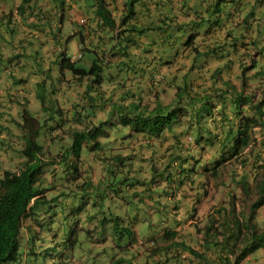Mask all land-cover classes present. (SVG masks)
<instances>
[{
	"label": "trees",
	"instance_id": "16d2710c",
	"mask_svg": "<svg viewBox=\"0 0 264 264\" xmlns=\"http://www.w3.org/2000/svg\"><path fill=\"white\" fill-rule=\"evenodd\" d=\"M5 1L7 7L0 18V28L4 32L0 31V38L6 43L10 39L11 51L31 50L36 55H43L45 77L36 86L44 115L37 113L35 116L29 109H23L20 113L23 123H17L23 131L24 144L19 153L23 161L16 171L0 169V264L22 261L24 251L21 252L20 240L24 231L25 235L31 231L37 236L45 229H48L46 236L54 238V245H49L51 239L48 244L45 237L41 239L46 244L43 251L36 244L27 246L26 243L25 256L35 255L37 261L44 252L52 251L53 261L68 264V254L76 245L72 236L76 233L75 226L81 225L82 213L87 214L91 222L99 223L95 244H102L108 236L115 235L131 236L135 240L134 232L122 213L119 214L120 209L113 212L106 209L107 205H116L114 197L125 199L121 197L124 187L126 198L131 201L128 191L139 184L135 180L137 170L133 168L138 153L147 147L157 151L159 145L153 142V138L165 140L166 131L173 134L174 140L166 158L171 156L170 162H187L179 154L184 152L180 134L173 131L176 126L184 125L185 118V125L194 131L195 144L218 145V158L219 155L225 158L229 155V159H237L242 175L234 171L231 180L236 188L255 200L248 215L242 211L234 214V219L223 220V233H219L217 221L211 217L199 249L176 241L177 233L167 230L163 238L172 240L171 246L152 248L148 260L161 255L165 260L152 264H241L249 255L264 250V230L253 224L255 211L264 204V83L260 81L264 78V69L259 61V56H264L261 51L264 45L262 47L258 38L248 39V36L226 44V38L222 40L216 35L221 29L227 30L233 20L227 0H212L211 9H207L205 15L200 12L205 4L192 6L188 0H164L163 4L156 6L159 13L155 14L141 0ZM120 1L124 3L120 4ZM178 1H181L179 11ZM72 9L82 14V21L71 17ZM190 13L193 19H190ZM67 17L73 18L70 33L62 30ZM5 22L10 27V37ZM117 28L122 34L111 37ZM189 30L191 34L188 36ZM128 31L131 35L124 37ZM201 33L200 43L206 45L205 51L200 50L201 45H193L191 53L183 58L191 59L195 55L196 59L192 58V61L195 64L198 61L202 67V76L208 70V63L217 62L218 66L208 70L209 76L200 84L190 81L184 86L175 85L172 100L165 104L159 101L154 108L150 104L143 106L141 102L140 97L145 94L142 83L120 81L117 75L110 73L105 60L107 53L111 52L107 49L112 43L110 37L118 40L111 45L112 49L115 48L113 53L116 52L113 56L119 53L127 60L121 61L122 64L126 66L129 61L133 65L132 71L137 72L149 63V57L144 54L154 51L170 56L171 53L179 54L177 47L185 37L191 36L192 43ZM73 41L77 42L81 53V58L75 62L68 53ZM251 47L253 49L249 50ZM161 48L172 51H161ZM135 49L143 55L139 56ZM50 57L52 61L45 68ZM236 79L241 80V85H237ZM252 80L259 86L252 89ZM70 92L75 96L69 99L66 95ZM231 113L234 118L230 120L228 114ZM73 125L81 126L75 128ZM257 127L260 129L255 132ZM125 141L129 146H125ZM92 156L101 165L97 182L94 181L92 164L86 161ZM225 158L218 160V164L229 160ZM50 168L57 172L56 182L63 183L55 194L56 183L47 182ZM203 169L208 171L209 167ZM151 171L149 187L165 173H159L154 165ZM217 172L215 169L212 176H217ZM99 186L105 189L99 195L98 204L101 205L97 210H92L91 204L87 210L88 202L86 206L70 205L74 198L96 196ZM70 206H73L72 210L68 209ZM223 211L225 208L220 206L215 212ZM106 212L112 217L107 220L108 225H105ZM56 225L63 227L60 229ZM60 233L64 237L57 241ZM152 237L154 240V236L149 240ZM159 239L151 241L157 245ZM171 247L177 253L170 255ZM186 252L190 257L183 258L180 254ZM110 264L133 262L120 257L113 258Z\"/></svg>",
	"mask_w": 264,
	"mask_h": 264
},
{
	"label": "clouds",
	"instance_id": "9594fccd",
	"mask_svg": "<svg viewBox=\"0 0 264 264\" xmlns=\"http://www.w3.org/2000/svg\"><path fill=\"white\" fill-rule=\"evenodd\" d=\"M110 1L111 0H109V2ZM227 2L230 3L229 7H231L232 9V15H233L232 19L233 20L230 21V26L227 29L228 31L226 33V40H225V42H227L226 44L234 43L236 40H239L240 37L243 39L244 36H248V39L251 37H254V38H258L259 40H261L262 47H263L264 45V0H227ZM177 9L178 11L181 9L180 1H178ZM202 14L205 15L204 13ZM182 16L184 15L182 14ZM189 17L190 19L192 18L191 13ZM121 34H122L121 29L117 28L113 30V35H111V37H117ZM190 34L191 32L189 30L187 35L189 36ZM129 35H131L130 31L124 34V37L125 36L127 37ZM202 35L203 33L199 34L200 37L197 36V38L192 43L190 40L191 36L185 37L183 41L178 45L177 51L179 54H176V55L174 53H171L172 56H170V54H162L159 51H154L152 54H148V55L144 54L145 56L149 57L148 58L149 63L148 64L146 63V65L144 66L145 70L143 68V70L139 69L137 72L132 71L133 65L129 61H128V65L126 66L122 64L121 61H127V60L126 58H122L119 53L113 56V54H115L116 52L113 53L115 51V48L112 49L111 45H115L118 42V40L117 39L112 40V38L110 37L112 43L109 44L107 49L111 50V52L107 53L106 56L108 57L105 58V60L108 63L107 65L110 66L109 68L110 73L113 76L117 75L116 77L120 81L124 80V81H127L128 83L132 81H137V82L142 83L143 89H145V94H143L140 97L142 99L141 102L143 106L150 104L152 108H154V106H156V104L159 103V101L165 104V103H169L170 100H172V98L175 95V91H176L174 89L175 85L184 86L186 83H191V82H194V83L197 82L196 84H200L204 82V80H206V77L209 76L208 74L209 72L207 71L212 70L211 63L213 62L207 64L208 70L204 71L203 73L204 76H202L201 75L202 67L198 64V61L196 63L197 65L192 61V58L193 60L196 59L195 55L191 59L190 57L183 58L185 55H189L191 53L193 45H202V43H200V39ZM216 35L222 38L221 34H216ZM188 41H190V43L189 45H186ZM121 44L122 43H120L119 45ZM249 50H252V47L249 48ZM69 51L71 50L69 49L68 53ZM165 51H172V50L165 48ZM261 51H264V48H262ZM137 52L139 56L143 55V52H140V51H137ZM71 56H72V61L75 62L81 58V53L80 51H75ZM260 57H264V56L261 55L259 56V58ZM82 63H86V62H82ZM261 66L264 69V65H261ZM172 68H175V69L178 68V69L173 70ZM256 70H259V69H256ZM43 76L45 77V72L43 73ZM262 80H264V78H262ZM48 87H52V89L54 88V86H48ZM63 88H64V85L60 88V90ZM67 98L70 99V97H67ZM39 105H40V111H39L38 105L36 107V111L37 113H42L41 100L39 101ZM32 112H34V110H32ZM20 113H21V110H19V114L17 118H20ZM65 117H66L65 118V121H66L68 118V114L67 116L65 115ZM233 118H234V115L232 113L228 114V119L231 120ZM228 119H227V124L229 122ZM15 121H16V127L18 128L19 125L17 123L19 121L16 119ZM186 121H187V118H185L183 121L184 125L176 126L173 129V131L180 134L179 138L182 140L181 143L184 144V152L179 153V154L181 158L187 159V162L181 163L180 161H176V160L174 162H170L171 156L166 158V153L168 152V149H170V147L174 145L173 144L174 140L172 139L173 134L170 133L169 131H166L165 140L153 138V142L159 145V147L157 148V151L153 152L154 150L153 148L147 147L146 150L138 153L139 154L137 157L138 159L136 158L135 160L136 163L133 164V168L134 170H137L136 175H135L136 177L135 180H137L139 184L137 186L134 185L133 188L128 191L129 195L131 196V201H136L138 206H140L139 212H143L145 210L148 211V215L151 221L147 223L150 225L153 221V215H154V219H158V217L155 218V215H157V213H160V211L164 210L165 208L172 209L173 228L166 227V224H165L166 222L162 220V222H159L157 224L163 226V228L161 230L151 231L152 233H155V234L153 235L149 234L147 235V237H140V235L137 233L138 231L136 230V228L132 229V231L134 232V237L136 241L134 240V238L131 239L130 244L125 247H121V246L115 247L112 242L111 244L112 246L110 247L109 250H107L108 252L111 251L112 253H117V256H118L117 259H119L120 257H123L124 259L131 260L133 264H140L141 262L140 259H144L143 264H152L155 261H161V260L164 261L165 258H163L161 255L154 256V259H149V260L147 257H149L150 254H152V248L154 247L156 248V247H170L171 246L172 240H166L163 238L167 230H172L177 233L175 237L176 241L184 242L187 245H190L195 249H199V246L202 244L205 238L204 235L206 233V230H205L206 225L209 223V221H211V217H213V219L217 221L216 227L219 230V233H223L225 229H223L222 227L225 226L223 224V220L225 218L234 219L235 218L234 214L238 215L242 211L246 215L249 214L251 205L254 202L255 197L251 198L245 195L242 191L240 192L239 189L236 188V184L232 182L230 184V189L228 190L229 192L228 197L230 198V203L227 205L221 204L215 207L212 210V214L210 213L206 217L205 219L206 224L202 225V223H204L203 222L204 215L202 212V208L206 206L203 200L206 198V191L207 189H209V183H210L208 182L206 177L208 176L209 178H212L213 176H212V173L210 172L211 171L210 168L208 171H204L203 169L204 166L209 167V165H202L200 169H198V171L192 172L194 169L193 166L196 167L197 165L196 161L194 160V158L197 155L188 151L190 148L194 147L195 142L193 140L194 136L192 135L194 131L191 130L192 128L185 125ZM257 129H260V128L258 127L254 128V131L258 132L259 130L257 131ZM188 130L190 132H186ZM15 132H16V136H15L16 140H13V141L21 142L22 145L20 148H18V150L20 151L23 148V144H24V141L22 138L23 132L20 129L18 130L15 129ZM20 132H21V135L19 134ZM181 133H184V134H181ZM256 138L259 139V141L261 140L260 137L258 138L256 136ZM5 141L4 142L7 146L11 144V147H14L13 146L14 144L10 143L8 140H5ZM41 143H43L42 139H41ZM196 145L198 147V144ZM257 145H260V143H258ZM217 146L210 147V149L214 151L215 156H218ZM45 147H47V142L45 144ZM245 150L246 152H248L247 148ZM188 155H190V157L191 156L193 157L190 158ZM18 157L19 159H21V161H23V159L20 156ZM230 160L231 159L227 161H230ZM235 160L237 161V159ZM153 165L157 168L159 173L163 171L165 173L162 177L157 178V182H155L154 184H150L151 186L149 187L148 184L151 181V177L153 174V172L151 171V168ZM240 171L242 172L241 169ZM139 173L144 174V176L147 174L148 179L146 180V177H144L140 181L139 180L140 177L138 176ZM149 174H150V177H149ZM237 174L239 173L237 172ZM251 175L253 176V174ZM250 181L252 182L253 180L251 179ZM237 189L243 196H246L250 199V200L246 199V203H250L248 211L244 210V208H241V205L238 204ZM134 194H136V196ZM254 195L255 194H253L252 196ZM116 199L121 200L118 198ZM116 199L114 197V201ZM147 199L152 204L151 206L145 205V200ZM251 199H252V202H251ZM209 200H211V198L208 199L207 201ZM235 201L237 202L238 208L240 210L237 209ZM124 203L126 204V201H124ZM220 206H223L225 208L226 211H223V212L227 213V217H222V218L217 217L218 215H221L223 213V212L221 213L215 212L216 209ZM233 209L235 210L234 213L232 212ZM139 214L140 213H137L136 216L138 217ZM254 216L255 217L253 219V224L255 223L258 224L257 222H259V220H261V218L263 217V220H262L263 225L262 226L259 225L260 223L258 225L260 229L264 230L263 229L264 228V204L263 206H259L257 208ZM192 229L194 231H192ZM47 231L48 229L42 230L40 234L44 232L47 233ZM35 233L36 232H32L34 236L30 238V241H32L30 245L34 246V244H36V241H41L43 237H45L46 239L52 240V237L50 238L49 235L46 236V233L45 235L39 234L37 236H35ZM150 236H154V240L160 237L157 245L153 244L152 242L154 241L153 237L149 240ZM193 237L195 238L193 239ZM92 239H96V238H92ZM26 240L28 241V238H26ZM166 241H168L169 244L162 245ZM129 249L136 251L134 252L131 258L129 257V253H128ZM262 251L264 252V250H261V252ZM169 252H170V255L177 253L173 249ZM100 254L103 255L102 252H100ZM107 254L108 253L104 254L103 256H106ZM180 255L183 258L187 256L190 257L189 252H186ZM251 255L246 257L242 261L241 264H247L246 259H248ZM86 256L90 258L88 253L86 254ZM96 264H110V262L107 261V263L106 262L100 263L96 261Z\"/></svg>",
	"mask_w": 264,
	"mask_h": 264
},
{
	"label": "rangeland",
	"instance_id": "374dc122",
	"mask_svg": "<svg viewBox=\"0 0 264 264\" xmlns=\"http://www.w3.org/2000/svg\"><path fill=\"white\" fill-rule=\"evenodd\" d=\"M47 1V0H46ZM7 7V2L5 0H0V15L4 14L3 10L1 11L2 7ZM73 11H70L71 17H73L74 19H77L78 21L82 20L83 18L81 17V13L78 12L76 9H72ZM8 11V9H7ZM201 12L206 14L207 13V9L206 8H202ZM244 12V11H243ZM73 18H66L65 22H64V26L62 27V30L65 33H70L73 31V22L71 20H73ZM6 25V27L8 28L9 25L7 22L4 23ZM1 25V23H0ZM74 29L76 28V24L74 25ZM237 30V29H236ZM201 38H203V36H201ZM14 39V37H13ZM76 41H73L72 44V49L71 51H69V54L72 55L75 51H78V48L76 46ZM75 44V46H74ZM253 49V48H252ZM254 51V50H253ZM21 52V54H20ZM38 55V56H37ZM35 54V51H17V52H11L6 54L5 57V61H1L3 59L0 60V71L3 72V74L5 75V77H7V71L5 69V67H8L9 64L14 65V62H17V60L22 61L24 64L27 65V68L25 69V71L27 72V76L24 77H20V75L12 78L10 80V85L11 87L17 88L20 90V88L25 90L27 81L29 80L27 77L30 76V81H32V83H36L35 80H31L34 78H37L40 80V74H42L43 72V55L39 54ZM181 59V58H180ZM260 64L264 65V58L260 57ZM41 60V62H40ZM217 62H213L211 63L212 68H216L218 65ZM248 65H250V62H248ZM4 66V68L2 67ZM173 70H177L175 68H172ZM10 70H13L12 68ZM23 71V70H22ZM254 71H250L248 75H251L252 73H254ZM240 74V72H239ZM27 80V81H26ZM262 83H264V80H260ZM29 82V81H28ZM236 83L237 85H241V80L236 79ZM250 85L253 88H256L259 86V83H256L255 81H250ZM29 87V86H28ZM31 87V85H30ZM173 93V92H171ZM66 95V94H65ZM61 96H63L61 94ZM75 93L71 94V92L66 95V97H74ZM24 101L28 100V99H23ZM39 100V99H38ZM40 101V100H39ZM39 107V111H40V105L37 104ZM29 105L28 103H22L17 105V108L21 110L23 109H29V111L34 110L33 114L35 116H38L37 111H36V107ZM44 114L42 113V116ZM16 120L20 121L21 123H23V118H16ZM7 122V126L9 125L8 123H10V119H6ZM81 125H73V127L75 128H80ZM14 129L18 130L20 129L19 127H15ZM21 130V129H20ZM259 129H257L258 131ZM23 132V131H22ZM21 135V132L19 133ZM257 137H259V135H257ZM9 139V138H8ZM11 141H13V139H10ZM6 142V141H5ZM4 141H1V145L5 143ZM15 143H19L20 145H13L14 147H9L8 149L5 147L3 148V150L0 149V169L1 170H12V171H16L17 170V166L19 163H21V159H19V153L20 151L18 150V148L21 147V142L20 141H15ZM0 145V148H1ZM125 146H129L127 141H125ZM7 149V150H6ZM4 151L8 152L9 151V157H10V161L6 162L8 160L9 157H5V158H1L2 154H5ZM189 152L194 153L195 155H197L194 160L196 161L197 165L196 167L193 166V171H198V169H200V167L202 165H209V168L211 169V173H213V171L215 169H218V174L215 177L209 178L208 176L206 177L209 183V189H207L206 191V198L203 200V202L206 204V206H204L202 208V212H203V222L202 225L206 224L205 223V219L206 217L211 213L212 214V210L223 204V205H227L230 203V198L229 196V192L228 190L230 189V184L232 183V176L234 175V171H237L239 174L238 175H242V172L239 169V166L237 165V161L235 159H231L230 161H227L225 163H223V161L221 162V164H218V160L221 161L224 157V155H219L215 156V153L213 150L210 149V147L199 144L198 147L196 144H194V147L190 148L188 150ZM3 152V153H2ZM57 153V152H56ZM8 154V153H7ZM14 157H15V161H14ZM225 159H229V155L226 156ZM86 161L89 164H92L91 167L94 168L93 170V176H94V181H96L99 176L101 175V165L100 162L96 161L94 156L91 157V160H88V158L86 159ZM146 166V165H144ZM218 166V167H217ZM206 169V167H205ZM48 180L47 182L49 183L50 181H54L56 183V187L54 190V194L58 191V189H60L63 185V183L61 182H56V180H58L57 178V172H53V170L50 168L48 169ZM138 176L140 177V181L146 177V180L148 179L147 174L144 176V174L139 173ZM150 177V174H149ZM97 182V181H96ZM67 184V183H66ZM109 184H107L108 186ZM235 187V186H234ZM105 189V187L103 186H99L96 188V196L90 197L92 198V200H89L90 198H85L84 196L80 197V198H74L72 204L70 205H75L76 207H79L81 205L86 206L87 202V210H90L89 205H92V210H97L98 209V202H99V195L103 194V190ZM109 189V188H108ZM124 191L126 192V189L124 187ZM238 191V189H237ZM240 191V190H239ZM238 191V204L241 205V208H244V210L248 211L249 208V204L250 203H246V199L250 200L248 197L243 196L240 192ZM124 192V193H125ZM121 194V197H125V199H121V200H115L116 201V205H107V210L110 208L112 209L113 212H116L117 210L120 209V213H122V217L123 219H125L127 225L129 228L134 229L136 228V230L138 231L137 233L140 235V237H147V235L151 234H155L152 233L151 231L154 230H161L163 228V226L158 225L157 223L162 222V220H164V222H166V227L168 228H173V211L170 208H165L164 210L160 211V213H157V215H155V218L158 217V219H154V215H153V221L150 224H148L147 222H150L151 219L148 215V211L145 210L143 212H139V207L136 201H129L126 198L125 194ZM50 194V192L48 193ZM127 194V193H126ZM129 197L131 198V196L129 195ZM209 201H207L208 199H210ZM254 199V198H253ZM124 201H126V204L124 203ZM91 202V203H90ZM236 202V201H235ZM252 202V199H251ZM238 204L236 202V206L237 209L240 210L238 208ZM101 205V204H100ZM99 205V206H100ZM145 205L147 206H151L152 204L150 203V201L147 199L145 200ZM68 209H73V206H70ZM137 213H140L139 216L137 217ZM81 217V225L75 226L76 229V233L74 234V236H72V239H74L76 241V245L73 246L71 248V252L68 254L69 257V263L68 264H96V261L103 263V262H110L113 258L117 259V253H112L111 251L108 252L107 250L110 249V247L112 246V242L114 244L115 247H125L127 245L130 244L131 242V236H108L107 241L104 244H95V239L91 240L92 238H96L99 236V230L98 228L96 229V225H98V222H91L88 218H87V214L82 213ZM217 217L222 218V217H227V213L223 212L221 215H218ZM45 219L48 218V216L44 217ZM112 217L109 215L108 212H106V216H105V221L110 220ZM73 217L70 218V220H72ZM263 217L261 218V220H259V222H257L259 225H263ZM110 222H105V225H108ZM34 224V223H33ZM56 227H60V229L63 227V225L58 226L56 225ZM107 229H110V226H107ZM264 229V228H263ZM192 231H194L192 229ZM61 232V230H60ZM63 232V231H62ZM89 232V233H88ZM46 232L41 233L40 235H45ZM24 234V236H23ZM34 236L32 234L31 231H29L27 233V235H25V231L22 233V238L20 240V245H21V252L24 253V255L22 256V261L21 262H17V263H12V264H58V260L57 261H53L51 259L52 257V251L51 252H44L43 253V257H41L39 260L35 261V255H29L28 257L25 256V250H26V242H27V246H30V243L32 241H30V238ZM50 237V236H49ZM64 237V235H62V233H60V237L57 238V241H61V238ZM26 238H28V241L26 240ZM195 237H193L194 239ZM47 242L49 243V239L47 240ZM169 242L166 241L164 242V244L162 245H168ZM45 243H43L42 241H36V246L40 251H43L46 247H45ZM51 246L54 245V239L51 240L50 243ZM103 248V250H102ZM100 250V251H98ZM107 251V252H105ZM100 252H102V254H106L108 253L106 256H103L100 254ZM134 252L131 249L128 250L129 253V257L131 258L132 255L134 254ZM38 253V251H37ZM89 254V257L86 256V254ZM140 255V254H139ZM39 256V254L37 255ZM96 260V261H95ZM140 264L144 263V259H140ZM246 263L247 264H264V252L261 250L256 251L255 253H253L248 259H246Z\"/></svg>",
	"mask_w": 264,
	"mask_h": 264
},
{
	"label": "crops",
	"instance_id": "0c3cea01",
	"mask_svg": "<svg viewBox=\"0 0 264 264\" xmlns=\"http://www.w3.org/2000/svg\"><path fill=\"white\" fill-rule=\"evenodd\" d=\"M164 0H141L140 2L144 4L145 7H149L152 9V14L159 13L156 11V6L159 4H163ZM191 5H195L198 6L200 4H205V6H201L202 8L205 7L206 9H211V4H212V0H188ZM124 1H120V4H123ZM181 3V1H180ZM3 11L5 9V7L3 6ZM121 8L123 9V5H121ZM2 17V15L0 16V18ZM140 16V20H141ZM1 32H4V29L0 28ZM228 30L224 31L219 30L218 34L222 35V39L226 38V33ZM10 27L7 28V35L8 37H10ZM7 37V38H8ZM1 42H0V60L1 61H5V57L7 53H10L11 51V47H10V39L8 38V42L6 43L2 38ZM147 43V42H146ZM205 44L201 45L200 50L201 51H205ZM164 47V46H162ZM136 50V49H135ZM136 51H140V50H136ZM161 51H165V48H161ZM13 52H17V51H11ZM21 54V52H20ZM52 57L48 58L46 61V66L45 68L51 63ZM41 62V60H40ZM14 65L9 64L8 67H5L6 71H7V77H5V75L3 74V72L0 71V140H8L10 143L17 145V143H15L14 141H11L10 139L13 138V140H16L15 136H16V132H15V127H16V121L15 119L17 118L18 114H19V110L17 108L18 104H22V103H29V105L31 106H36L37 104H39V100L37 98V84L40 83L43 79V73L40 74V80L37 78L31 79V80H35L36 83H32V81H30V76L27 77L29 80V82L27 81L25 90L20 88V90L14 87H11L10 85V80L18 75H20V77L27 76V72L25 71V69L27 68V65L24 64L22 61L17 60V62H14ZM45 65V64H44ZM1 67V66H0ZM4 68V66H2ZM13 70H10V69ZM1 69V68H0ZM23 70V71H22ZM31 85V87H30ZM29 86V87H28ZM23 99H28L26 101H24ZM10 119V123H8L9 125L7 126V122L6 119ZM9 138V139H8ZM20 145V144H18ZM2 146V145H1ZM11 146V144H9L7 147L6 145H4L3 147H1L0 149L3 150V148H9ZM6 149V150H7ZM3 153V152H2ZM5 154L1 155V158H5V157H9V151L5 152ZM8 153V154H7ZM10 161V157L8 158V160L6 162ZM14 161H15V157H14Z\"/></svg>",
	"mask_w": 264,
	"mask_h": 264
}]
</instances>
